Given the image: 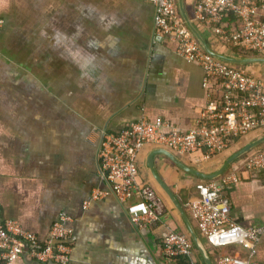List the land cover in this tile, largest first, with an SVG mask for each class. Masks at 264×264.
<instances>
[{
  "label": "crops",
  "instance_id": "crops-1",
  "mask_svg": "<svg viewBox=\"0 0 264 264\" xmlns=\"http://www.w3.org/2000/svg\"><path fill=\"white\" fill-rule=\"evenodd\" d=\"M194 2L184 0L183 12L179 8L205 49L203 41L219 57L240 58L210 29L194 22ZM0 14L5 21L0 28L3 217L45 241L60 214L67 213L74 229L70 264H169L162 258L161 227L135 229L111 194L100 171L98 143L102 132L119 133L143 116L185 129L193 126L207 101L201 66L186 61L178 43L155 31L149 0H0ZM227 20L238 25L234 16ZM242 67L264 78V62ZM263 136L264 130H256L209 162L198 156L182 159L213 172ZM153 150L146 147L140 157V183L164 197L163 222L189 232L148 166ZM243 162V156L235 159L226 171L241 174L240 181L225 190L232 217L246 227L264 226V170L250 172ZM154 163L186 210L182 201L187 204L198 196L196 183L201 179L162 154L154 156ZM95 189L109 195L91 201ZM196 249L195 258L207 264ZM219 252L249 255L247 248L238 246ZM257 252L264 264V237ZM188 262L180 258L170 264ZM15 264L40 263L22 259Z\"/></svg>",
  "mask_w": 264,
  "mask_h": 264
},
{
  "label": "built area",
  "instance_id": "built-area-1",
  "mask_svg": "<svg viewBox=\"0 0 264 264\" xmlns=\"http://www.w3.org/2000/svg\"><path fill=\"white\" fill-rule=\"evenodd\" d=\"M149 1L154 6L155 31L166 40L178 43L180 55L203 69L202 86L207 101L190 128L143 116L119 133L102 132L97 158L111 194L125 210L131 225L138 230L161 227L160 246L165 262L170 264L186 258L188 264H204L195 258L197 247L189 233L163 222L166 210L163 198L138 181L140 157L146 147H153L168 149L181 158L198 156L202 162H209L238 139L264 130V78L247 72L242 67L244 64L207 51L182 15L179 0ZM193 11L194 22L210 29L219 41L235 50L256 52L263 55L258 57H264V0H195ZM232 15L240 21V26L230 25L227 19ZM4 23L0 14V28ZM242 156L246 170H264V145ZM240 179L238 171L202 179L196 183L198 196L186 204L190 220L205 240L211 257L214 256V264H260L257 246L264 237V226L246 227L234 221L232 201L225 191ZM108 195L106 190L95 189L90 200L100 201ZM89 206L90 201L84 204V209ZM72 222L67 213H61L48 239L40 241L18 222L6 220L0 210V264H15L22 259L40 264H70ZM234 246L247 248L249 255L219 252Z\"/></svg>",
  "mask_w": 264,
  "mask_h": 264
},
{
  "label": "water",
  "instance_id": "water-1",
  "mask_svg": "<svg viewBox=\"0 0 264 264\" xmlns=\"http://www.w3.org/2000/svg\"><path fill=\"white\" fill-rule=\"evenodd\" d=\"M183 5H184V0H179V7L181 8L182 12H183ZM184 16H185L186 21L189 22V24L191 25L193 30L198 35L199 39H201V36L196 31L194 25L191 23V20H189L186 17V15H184ZM203 44L206 46L207 51L215 54V52H213V50L204 41H203ZM222 58H224L227 61L236 63V64H248V63H253V62H264V57H258V56H252V57H246V58L222 56ZM263 142H264V136L262 138L256 140V141L248 144L247 146H245L241 150H239L237 153H235L230 158H228L222 164V166L220 168H218L217 170H215L213 172H205L203 170L196 168L195 166H191V165L187 164L181 157H179L178 155H176L175 153H173L172 151H170L168 149H164V148L155 149L149 155L148 166L151 168V171H152L155 179L159 183V185L162 187V189L167 194L169 199L173 202V204L175 205L177 210L180 212L181 216L183 217V219L187 225V228L189 231L188 233H189L191 239L193 240V242H195L196 247L199 249V251L205 256L207 264H214L213 259L210 255V252L207 249V246H206L204 240L202 239L201 235L198 234L196 228L194 227L192 221L190 220L188 213L185 210L184 206L181 204V202L178 200V198L175 196V194L172 192V190L165 184V182L161 179V177L156 172V170L154 168V165H155L154 156L158 155V154H162L164 156H167L170 160H172V162H174L179 168L184 170L186 173L194 175L200 179L207 180V179L217 178L220 175H222L223 173H225L227 171L229 165L235 159L241 157L246 152H248L249 150H251L252 148H254L256 146H259L258 144H261Z\"/></svg>",
  "mask_w": 264,
  "mask_h": 264
},
{
  "label": "trees",
  "instance_id": "trees-1",
  "mask_svg": "<svg viewBox=\"0 0 264 264\" xmlns=\"http://www.w3.org/2000/svg\"><path fill=\"white\" fill-rule=\"evenodd\" d=\"M232 16H234L236 19H237V17L235 16V15H232ZM238 20V19H237ZM238 26H240V21L238 20ZM236 52L241 56V57H248V56H263V55H260V54H258V53H256V52H244V51H242V50H238V49H236ZM182 203L185 205V207H186V204H185V202H183L182 201ZM186 234H188V232H185ZM197 250V249H196ZM212 258L214 259V256L212 255Z\"/></svg>",
  "mask_w": 264,
  "mask_h": 264
},
{
  "label": "rangeland",
  "instance_id": "rangeland-1",
  "mask_svg": "<svg viewBox=\"0 0 264 264\" xmlns=\"http://www.w3.org/2000/svg\"><path fill=\"white\" fill-rule=\"evenodd\" d=\"M183 158H185V157H183ZM139 178L141 179L140 175L138 176V181L140 182ZM160 196L164 199V197L162 195H160ZM204 242H205V240H204Z\"/></svg>",
  "mask_w": 264,
  "mask_h": 264
}]
</instances>
